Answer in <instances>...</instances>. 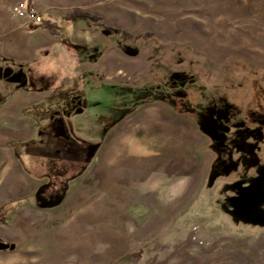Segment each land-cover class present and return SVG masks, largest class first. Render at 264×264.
Wrapping results in <instances>:
<instances>
[{"label":"rangeland","instance_id":"1","mask_svg":"<svg viewBox=\"0 0 264 264\" xmlns=\"http://www.w3.org/2000/svg\"><path fill=\"white\" fill-rule=\"evenodd\" d=\"M20 3L0 105L37 129L0 164V264H264V0H32L56 34Z\"/></svg>","mask_w":264,"mask_h":264},{"label":"crops","instance_id":"2","mask_svg":"<svg viewBox=\"0 0 264 264\" xmlns=\"http://www.w3.org/2000/svg\"><path fill=\"white\" fill-rule=\"evenodd\" d=\"M30 96L22 92H16L8 102L0 105V164L3 166H5L3 164L4 160L11 157L16 159L14 151L9 149L12 142L27 143L35 137L36 119L33 116L24 114V111L32 107V103L36 99L31 94ZM28 180H30L28 182L34 189L39 185L38 182L30 178ZM26 187H28V190L31 188L30 186Z\"/></svg>","mask_w":264,"mask_h":264},{"label":"trees","instance_id":"3","mask_svg":"<svg viewBox=\"0 0 264 264\" xmlns=\"http://www.w3.org/2000/svg\"><path fill=\"white\" fill-rule=\"evenodd\" d=\"M32 4H33L32 3V0H25V6L27 8L32 7ZM63 19L64 20H68V21H75V20H78V19H82L84 22H87V21H90L92 18L88 14H85V13H76V14H69V15L63 17ZM40 25L43 26V27H46L47 30H49L51 33L56 34V31H55L56 30V23H51V22H49V21H47V20H45L43 18H42L41 24H38V25L28 24L27 27H26V29H28L29 31H35V30H37V28ZM157 97L160 100H163V101L164 100H168V101H170L174 105L176 103H178V102L172 100L170 92H167L165 94L162 93V94L158 95Z\"/></svg>","mask_w":264,"mask_h":264},{"label":"built area","instance_id":"4","mask_svg":"<svg viewBox=\"0 0 264 264\" xmlns=\"http://www.w3.org/2000/svg\"><path fill=\"white\" fill-rule=\"evenodd\" d=\"M12 14L26 21V27L28 24H41L42 17L32 9V7L27 8L24 3H20L12 9Z\"/></svg>","mask_w":264,"mask_h":264},{"label":"flooded vegetation","instance_id":"5","mask_svg":"<svg viewBox=\"0 0 264 264\" xmlns=\"http://www.w3.org/2000/svg\"><path fill=\"white\" fill-rule=\"evenodd\" d=\"M2 71H3V70L0 69V73H1V74H2ZM180 86H181V84H180ZM56 131H57V135H58V137H61V136H62V127H60V126L57 127V130H56Z\"/></svg>","mask_w":264,"mask_h":264},{"label":"bare ground","instance_id":"6","mask_svg":"<svg viewBox=\"0 0 264 264\" xmlns=\"http://www.w3.org/2000/svg\"><path fill=\"white\" fill-rule=\"evenodd\" d=\"M71 229L74 230V229H75V226H72ZM76 245H78V244H76ZM76 245H74V246H76ZM78 246H79V245H78ZM76 247H77V246H76Z\"/></svg>","mask_w":264,"mask_h":264},{"label":"water","instance_id":"7","mask_svg":"<svg viewBox=\"0 0 264 264\" xmlns=\"http://www.w3.org/2000/svg\"><path fill=\"white\" fill-rule=\"evenodd\" d=\"M184 85V82L183 83H181V86H183Z\"/></svg>","mask_w":264,"mask_h":264}]
</instances>
